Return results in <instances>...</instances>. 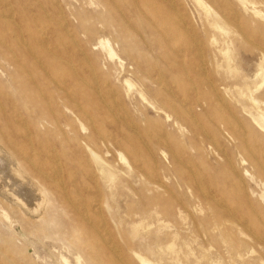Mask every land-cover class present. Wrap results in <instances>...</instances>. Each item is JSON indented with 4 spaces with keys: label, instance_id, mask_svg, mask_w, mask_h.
Instances as JSON below:
<instances>
[{
    "label": "rangeland",
    "instance_id": "1",
    "mask_svg": "<svg viewBox=\"0 0 264 264\" xmlns=\"http://www.w3.org/2000/svg\"><path fill=\"white\" fill-rule=\"evenodd\" d=\"M262 114L264 0H0V264H264Z\"/></svg>",
    "mask_w": 264,
    "mask_h": 264
},
{
    "label": "bare ground",
    "instance_id": "2",
    "mask_svg": "<svg viewBox=\"0 0 264 264\" xmlns=\"http://www.w3.org/2000/svg\"><path fill=\"white\" fill-rule=\"evenodd\" d=\"M52 1V0H51ZM133 1V0H132ZM56 2V1H55ZM54 2V3H55ZM137 8V7H136ZM11 10V9H10ZM175 10V9H174ZM5 15V14H4ZM10 15V14H9ZM142 17V16H141ZM140 17V18H141ZM6 18V17H5ZM140 18L138 19V18H136L138 21H140ZM173 19V18H172ZM184 19V18H183ZM64 20V19H63ZM180 20V19H179ZM122 21V20H121ZM177 21V20H176ZM175 21V22H176ZM4 23L6 22V21H3ZM58 22V21H57ZM61 22H62V20H61ZM141 22V21H140ZM63 24V23H62ZM183 24V23H182ZM181 24V25H182ZM65 25V24H64ZM142 25V24H141ZM184 25V24H183ZM143 28V27H142ZM139 32V31H138ZM166 34V33H165ZM72 35V34H71ZM17 36V35H16ZM135 37H137V36H135ZM165 40V39H164ZM23 41V40H22ZM251 41V40H250ZM3 43V42H2ZM26 43V42H25ZM42 43V42H41ZM75 43V42H74ZM73 43V44H74ZM202 45V44H201ZM110 48V47H109ZM34 53V52H33ZM56 55V54H55ZM111 55H113V53L111 52ZM39 60V59H38ZM157 60V59H156ZM156 63V62H155ZM72 65V64H71ZM90 65V64H89ZM155 67H157V66H155ZM90 68V67H89ZM201 68V67H200ZM80 69V68H79ZM161 69V68H160ZM206 69V68H205ZM71 71V70H70ZM81 71V70H80ZM159 72V71H158ZM202 72V71H201ZM161 74V73H160ZM160 74H158V75H160ZM260 76V75H259ZM160 77H162V76H160ZM95 78H96V76H95ZM162 79V78H161ZM84 80V79H83ZM63 82V81H62ZM159 82H160V80H159ZM166 82V81H165ZM216 82V81H215ZM87 84H89V83H87ZM93 84V83H92ZM159 84V83H158ZM165 84V83H164ZM205 84V83H204ZM207 84V83H206ZM205 84V85H206ZM214 84H216V83H214ZM108 85V84H107ZM174 86H175V83H174ZM208 86H209V84H208ZM210 87V86H209ZM212 87V86H211ZM217 88H219V87H217ZM217 88L215 89V90H217ZM165 89H168L167 87L165 88ZM113 91V90H112ZM214 91V90H213ZM165 92V91H164ZM115 93V92H114ZM101 94V93H100ZM224 94V93H223ZM4 95V94H3ZM121 95V94H120ZM113 96V95H112ZM202 96V95H201ZM226 96V95H225ZM224 96V98H226ZM102 99H103V97H102ZM104 99H105V97H104ZM115 99H116V97H115ZM169 99L170 98H167V100L169 101ZM166 100V101H167ZM215 100H216V97H215ZM219 100H220V98H219ZM228 100V99H227ZM105 101V100H104ZM121 101V100H120ZM170 102V101H169ZM187 101H185V103H186ZM223 102V101H222ZM225 102V101H224ZM223 102V103H224ZM228 102V101H227ZM107 103V102H106ZM185 103H184V105H185ZM117 104V103H116ZM225 104V103H224ZM227 104V103H226ZM108 105V104H107ZM120 105H121V103H120ZM173 106H174V104H173ZM186 107V106H185ZM124 108V107H123ZM113 109H115V108H113ZM116 111H119L118 109H115ZM190 110V109H189ZM190 112V111H189ZM88 114V113H87ZM118 114H119V112H118ZM121 114V113H120ZM190 114V113H189ZM90 116V115H89ZM122 116V115H121ZM190 116V115H189ZM192 116V115H191ZM262 119V121L264 122V114H262L261 116H260ZM117 118V117H116ZM122 118V117H121ZM127 118V117H126ZM119 119V118H118ZM120 120V119H119ZM239 121V120H238ZM24 122V121H23ZM23 122H21V124L23 123ZM115 122V121H114ZM89 124V123H88ZM198 124V123H197ZM235 124V123H234ZM239 124V123H238ZM237 124V125H238ZM240 124H242V123H240ZM240 124L238 125V126H240ZM24 125V124H23ZM134 125V124H133ZM198 125H200V124H198ZM25 126V125H24ZM129 126H131V125H129ZM101 127V126H100ZM124 128V127H123ZM131 128H133L132 126H131ZM231 128V127H230ZM28 129V128H27ZM102 128H100V130H101ZM242 128H241V126H240V130H239V128H238V130L239 131H242L241 130ZM137 130V129H136ZM144 130H145V133H146V129L144 128ZM102 131V130H101ZM101 131H99V132H101ZM121 131V130H120ZM244 131V130H243ZM243 131H242V133H243ZM103 132V131H102ZM245 132V131H244ZM124 133V132H123ZM245 135V134H244ZM141 136V135H140ZM146 136H147V134H146ZM142 137V136H141ZM29 141H31V140H29ZM132 141V140H131ZM160 142V141H159ZM116 143V142H115ZM146 143V142H145ZM147 145V144H146ZM149 148V147H148ZM218 148V147H217ZM249 148V147H248ZM189 151V150H188ZM221 151V150H220ZM223 151V150H222ZM89 152H90V150H89ZM236 152V151H235ZM94 153V152H93ZM93 153H91V154H93ZM116 153V152H115ZM8 154V153H7ZM95 154V153H94ZM156 154V153H155ZM58 155V154H57ZM52 156H53V154H52ZM178 156V155H177ZM6 157V156H5ZM10 157V156H9ZM58 157V156H57ZM95 157L97 158V159H99V157H98V155L97 154H95ZM183 157V156H182ZM221 157V156H220ZM11 158V157H10ZM25 158V157H24ZM93 158V157H92ZM188 158H190V157H188ZM193 159V158H192ZM228 159V158H227ZM14 160V159H13ZM187 160V159H186ZM189 160V159H188ZM191 160V159H190ZM56 161H57V159H56ZM99 161H102V160H99ZM192 161V160H191ZM191 161H189V162H191ZM230 161V160H229ZM98 162V161H97ZM96 163V162H95ZM101 163V162H100ZM102 163H104V162H102ZM59 164V163H58ZM99 164V163H98ZM97 165V164H96ZM39 166V165H38ZM192 166H193V164H192ZM191 168V167H190ZM15 169V168H14ZM51 169V168H50ZM5 170V169H4ZM12 170V169H11ZM56 170V169H55ZM39 171H41L40 169H39ZM52 171H53V169H52ZM57 171H58V169H57ZM56 171V172H57ZM61 171H62V169H61ZM60 171V172H61ZM15 172H17V171H15ZM19 172V171H18ZM55 172V171H54ZM100 173H102L101 171H99ZM41 173H42V171H41ZM46 173V172H45ZM44 173V174H45ZM50 173V172H49ZM194 173V172H193ZM199 173V172H198ZM2 174V173H1ZM20 175H21V173H19ZM23 174V173H22ZM196 174V173H195ZM17 175V174H16ZM92 175V174H91ZM24 176V175H23ZM48 176V175H47ZM53 176V175H52ZM197 176V175H196ZM17 177H18V175H17ZM26 177V176H25ZM58 177V176H57ZM198 177V176H197ZM199 177H201V174H200V176ZM26 178H28V177H26ZM56 178V177H55ZM97 178V177H96ZM203 177H201L200 179H202ZM8 179V178H7ZM24 179V178H23ZM22 179V180H23ZM153 180V179H152ZM8 181H10L9 179H8ZM31 182H32V180H30ZM29 181V182H30ZM7 182V181H6ZM71 182H73V181H71ZM75 182V181H74ZM10 183V182H9ZM194 183V182H193ZM196 183V182H195ZM20 184V183H19ZM199 184H201V183H199ZM203 184V183H202ZM17 185V184H16ZM15 186V185H14ZM13 186V187H14ZM27 186V185H26ZM36 186V185H35ZM204 186V185H203ZM37 187V186H36ZM242 187H245V186H242ZM38 188V190H39V187H37ZM77 188V187H76ZM201 188L203 189L204 187H202L201 186ZM2 189V188H1ZM17 189V188H16ZM205 189V188H204ZM204 189H203V191H204ZM8 190V189H7ZM6 190V191H7ZM15 189H13V191H14ZM41 190V189H40ZM169 190V189H168ZM201 190V189H200ZM5 191V190H4ZM32 191V189L30 190V192ZM246 191V190H245ZM41 192V191H40ZM72 192H74V191H72ZM76 192H77V190H76ZM207 192V191H206ZM205 192V193H206ZM16 193V192H15ZM67 193V192H66ZM10 194V193H9ZM8 194V192L6 193V195L8 196L9 195ZM38 194H39V192H38ZM207 194V193H206ZM41 195V194H40ZM12 196V195H11ZM42 196V195H41ZM40 196V197H41ZM208 196V195H207ZM15 198H17V199H21V195L20 194H16L15 196H14ZM14 197H12V198H14ZM245 197H247V196H245ZM11 198V197H10ZM14 198V199H15ZM28 199V198H27ZM41 200H42V197L40 198ZM69 199V198H68ZM99 199V198H98ZM16 200V199H15ZM214 200H217V199H214ZM17 201V200H16ZM32 201V200H31ZM79 201H81V200H79ZM95 201V200H94ZM15 202V201H14ZM20 202V201H19ZM21 202H22V200H21ZM35 202V201H34ZM33 202V203H34ZM68 202V201H67ZM77 202V201H76ZM43 203L45 204L46 202L45 201H43ZM78 203V202H77ZM179 203H181V202H179ZM22 204H24V203H22ZM21 203H20V205H22ZM30 204V203H29ZM41 204V203H40ZM43 204V205H44ZM73 204V203H72ZM79 204H81V203H79ZM101 204V203H100ZM32 205V204H31ZM42 205V204H41ZM91 205V204H90ZM95 205V204H94ZM17 206V205H16ZM37 206V205H36ZM40 206V205H39ZM28 207V206H27ZM91 207V206H90ZM93 207V206H92ZM106 207V206H105ZM24 208V207H23ZM26 208V207H25ZM30 208V207H29ZM28 208V209H29ZM37 208H38V206H37ZM32 209V208H31ZM31 209H29V210H31ZM39 209H41V207H39ZM39 209L38 210H36V211H39ZM87 209V208H86ZM42 210V209H41ZM40 210V211H41ZM92 210V209H91ZM26 211H27V209H26ZM34 211H35V209H34ZM85 211V210H84ZM30 212V211H29ZM83 212V211H82ZM100 212H101V210H100ZM222 212V211H221ZM234 212V211H233ZM36 213V212H35ZM32 214H33V212H32ZM231 214H233V213H231ZM30 215V214H29ZM36 215V214H35ZM88 215V214H87ZM192 215V214H191ZM234 215V214H233ZM4 216V215H3ZM6 216V215H5ZM4 216V217H5ZM34 216V215H33ZM37 218V217H36ZM102 218H103V216H102ZM101 218V219H102ZM85 219V218H84ZM104 219V218H103ZM98 221V220H97ZM100 222V221H99ZM102 222V221H101ZM100 222V223H101ZM103 223H105L106 224V222H103ZM93 225V224H92ZM100 226V225H99ZM95 228V227H94ZM99 228V227H98ZM97 229V228H96ZM249 229V228H248ZM250 230V229H249ZM108 231V230H107ZM99 232H101V231H99ZM105 232V231H104ZM108 234H109V232H108ZM255 235V234H254ZM243 236V235H242ZM257 237V236H256ZM224 238V237H223ZM112 239V238H111ZM77 240H79V239H77ZM227 240V239H226ZM97 241V240H96ZM106 241V240H105ZM111 241V240H110ZM263 241V240H262ZM73 243V242H72ZM106 243H107V241H106ZM99 244V243H98ZM75 245H77V244H75ZM233 247V246H232ZM110 248H111V246H110ZM1 249V248H0ZM117 249V248H116ZM119 249H117V251H118ZM1 251V250H0ZM8 252V251H7ZM25 255V254H24ZM28 255H29V253H28ZM118 255H120V254H118ZM117 255V256H118ZM25 256H27V255H25ZM106 256V255H105ZM238 256H240V255H238ZM10 257H12V256H10ZM91 257V256H90ZM107 257V256H106ZM109 257V256H108ZM113 257V256H112ZM24 258V257H23ZM110 258V257H109ZM115 258H117V257H114V259ZM140 258V261H141V263L142 264H154L150 259H148L146 256H140L139 257ZM80 259V258H79ZM91 259H93V258H91ZM122 259V258H121ZM64 260L66 261V262H68V259L67 258H64ZM112 260V259H111ZM117 260H119V259H117ZM113 261V260H112ZM115 261L116 260H114L113 261V263H115ZM124 261V260H123ZM36 263V262H35ZM130 263H132V262H130ZM104 264V263H103ZM124 264H125V262H124ZM127 264V263H126ZM216 264V263H215Z\"/></svg>",
    "mask_w": 264,
    "mask_h": 264
}]
</instances>
